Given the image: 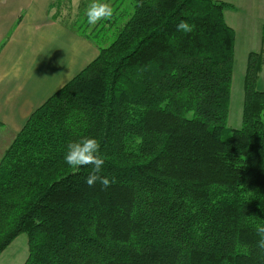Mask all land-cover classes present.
Segmentation results:
<instances>
[{
  "label": "trees",
  "instance_id": "16d2710c",
  "mask_svg": "<svg viewBox=\"0 0 264 264\" xmlns=\"http://www.w3.org/2000/svg\"><path fill=\"white\" fill-rule=\"evenodd\" d=\"M131 2L114 40L4 151L0 254L25 233L23 264H264L263 50L248 54L241 126L229 128L230 5ZM85 136L100 144L107 187L63 162Z\"/></svg>",
  "mask_w": 264,
  "mask_h": 264
},
{
  "label": "crops",
  "instance_id": "0c3cea01",
  "mask_svg": "<svg viewBox=\"0 0 264 264\" xmlns=\"http://www.w3.org/2000/svg\"><path fill=\"white\" fill-rule=\"evenodd\" d=\"M219 1L230 5L224 19L235 34L246 18L264 19V0ZM58 2L0 0V160L30 115L98 55L97 45L53 13ZM255 25L247 32L263 42L264 22Z\"/></svg>",
  "mask_w": 264,
  "mask_h": 264
},
{
  "label": "rangeland",
  "instance_id": "374dc122",
  "mask_svg": "<svg viewBox=\"0 0 264 264\" xmlns=\"http://www.w3.org/2000/svg\"><path fill=\"white\" fill-rule=\"evenodd\" d=\"M60 6L53 10V13L59 12V17L69 22L74 33L85 32L88 34L90 42L97 47H105L109 45L115 38L117 27L125 22L132 12L131 0H102L110 5L112 14L110 17L90 25L87 22L85 10L92 0H58ZM260 15L264 18V9L260 11ZM247 26L241 32L235 34L234 46V66L231 82V97L229 105V113L226 124L229 128H239L242 122V105L244 98L243 81L247 67V57L249 52H260L264 49V40L261 41L260 33L254 34L247 32L256 28L255 23L264 22L260 18H246ZM78 32H77V31ZM80 35V33L78 34ZM82 36V35H81ZM264 38V34H262ZM259 38V39H258ZM258 40V41H256ZM257 46V47H256ZM263 46V47H262ZM262 48V49H261ZM264 52V50H263ZM264 62V57H263ZM260 74L257 76L255 88L264 91V63L261 67ZM27 235L22 233L18 235L0 254V264H23L28 255Z\"/></svg>",
  "mask_w": 264,
  "mask_h": 264
},
{
  "label": "clouds",
  "instance_id": "9594fccd",
  "mask_svg": "<svg viewBox=\"0 0 264 264\" xmlns=\"http://www.w3.org/2000/svg\"><path fill=\"white\" fill-rule=\"evenodd\" d=\"M111 14L112 10L110 5L106 2H102V0H92L85 10L86 19L90 25L101 22L110 17ZM178 27L184 31L191 30L189 25L183 22ZM63 162L65 165L74 169L90 166L91 171L85 180L89 186H92L97 181H99L103 187H107L110 184L108 178L100 175L105 164V159L101 154L100 144L93 136L80 137L75 141L69 142L63 155ZM256 231L260 237L258 245L264 248V225H258Z\"/></svg>",
  "mask_w": 264,
  "mask_h": 264
}]
</instances>
